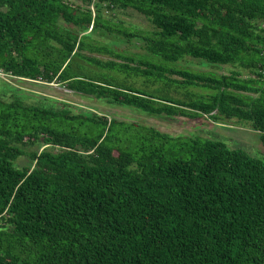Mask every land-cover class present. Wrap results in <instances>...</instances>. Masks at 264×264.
Segmentation results:
<instances>
[{"label":"trees","instance_id":"trees-1","mask_svg":"<svg viewBox=\"0 0 264 264\" xmlns=\"http://www.w3.org/2000/svg\"><path fill=\"white\" fill-rule=\"evenodd\" d=\"M80 1L0 0V73L152 116L246 121L264 149V0ZM128 8L153 29L104 13ZM0 264H264V150L0 94Z\"/></svg>","mask_w":264,"mask_h":264},{"label":"rangeland","instance_id":"rangeland-1","mask_svg":"<svg viewBox=\"0 0 264 264\" xmlns=\"http://www.w3.org/2000/svg\"><path fill=\"white\" fill-rule=\"evenodd\" d=\"M75 3L80 4L81 1L75 0ZM92 10L94 11L93 8ZM104 13L107 18H113L112 20L116 23L122 22L124 27L128 29H153L152 24L145 17L131 8L116 10L112 13L104 11ZM96 38L116 50H126L142 56L148 54L137 40L127 42L125 39L117 36L100 37L97 35ZM90 54L101 59L113 58L109 53L94 52ZM183 64L192 69L211 71L217 74H228L234 69L230 65H212L189 56ZM0 94L5 95V97L18 95L28 102H38L44 105H49L54 102L56 104L67 102L76 108L105 114L110 118L114 117L121 120L152 125L158 130L171 135H197L210 139H220L226 142L229 147L243 148L251 155L257 157H261L264 150L260 140V134L246 121L240 123L231 121L226 124H221L214 122L207 116L198 119H189L182 116H152L131 107L109 104L104 100L76 93L61 83L22 80L4 73H0ZM233 121L237 120L233 119ZM38 147V144L25 147L24 149L27 153L17 159L16 165L18 167L29 165V154Z\"/></svg>","mask_w":264,"mask_h":264}]
</instances>
